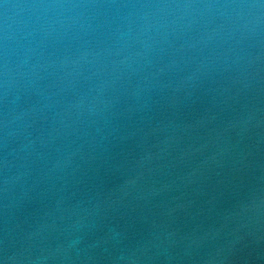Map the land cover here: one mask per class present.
<instances>
[{
  "label": "water",
  "instance_id": "water-1",
  "mask_svg": "<svg viewBox=\"0 0 264 264\" xmlns=\"http://www.w3.org/2000/svg\"><path fill=\"white\" fill-rule=\"evenodd\" d=\"M0 264H264V0H0Z\"/></svg>",
  "mask_w": 264,
  "mask_h": 264
}]
</instances>
